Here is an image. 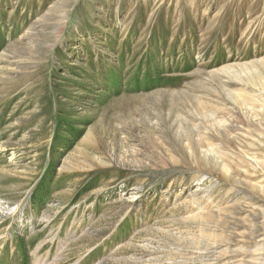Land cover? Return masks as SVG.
Instances as JSON below:
<instances>
[{"label":"rangeland","instance_id":"1","mask_svg":"<svg viewBox=\"0 0 264 264\" xmlns=\"http://www.w3.org/2000/svg\"><path fill=\"white\" fill-rule=\"evenodd\" d=\"M259 134L264 0H0V264H264Z\"/></svg>","mask_w":264,"mask_h":264},{"label":"bare ground","instance_id":"2","mask_svg":"<svg viewBox=\"0 0 264 264\" xmlns=\"http://www.w3.org/2000/svg\"><path fill=\"white\" fill-rule=\"evenodd\" d=\"M243 107H247V106L244 104ZM247 111L250 112L251 118H253L251 120L255 121V117H258V115H259V111L256 110V107L248 108ZM263 143H264V134H259L257 139H256V141L255 142H251V145L253 147H262ZM254 152H256V153H254L253 156L249 157L248 162L251 165V167H253L256 170V174H258L259 170L263 166L264 162L260 159V155H259L258 151L254 150ZM262 159L264 160V156L262 157ZM254 187L255 188H259V185H254Z\"/></svg>","mask_w":264,"mask_h":264}]
</instances>
